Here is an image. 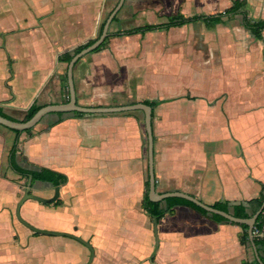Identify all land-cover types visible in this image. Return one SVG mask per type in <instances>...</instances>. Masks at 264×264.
I'll return each mask as SVG.
<instances>
[{
    "label": "crops",
    "instance_id": "obj_1",
    "mask_svg": "<svg viewBox=\"0 0 264 264\" xmlns=\"http://www.w3.org/2000/svg\"><path fill=\"white\" fill-rule=\"evenodd\" d=\"M119 1L9 0L23 12L21 21L34 19L30 28L55 38L46 46H0V110L22 119L34 103L67 102L68 65L59 57L95 38ZM232 3L124 0L107 44L78 61L74 81L81 105L154 102L156 190L229 203L233 213V205L257 197L264 184V31L256 39L239 13L211 26L200 19L123 32L166 24L179 13L215 15ZM247 5L250 17L264 18V0ZM140 17L145 21L138 25ZM19 78L21 92L13 86ZM146 138L142 110L52 112L21 133L0 124V264H252L254 249L241 242L238 223L218 222L183 204L160 219L147 211ZM43 168L66 175V182L35 179ZM30 178V193L51 198L59 188V196L52 203L26 200L20 213L27 222L67 229L92 249L71 236L42 238L49 234L17 218ZM160 202L165 208L166 199Z\"/></svg>",
    "mask_w": 264,
    "mask_h": 264
},
{
    "label": "water",
    "instance_id": "obj_2",
    "mask_svg": "<svg viewBox=\"0 0 264 264\" xmlns=\"http://www.w3.org/2000/svg\"><path fill=\"white\" fill-rule=\"evenodd\" d=\"M124 3V0H120L115 9L110 13L108 16L103 30L101 34L98 36V38L90 45L82 49L80 52L76 53L73 55L72 59L68 63L67 66V81H68V89H69V101L64 102V103H59V104H50V105H45L41 107L30 119L26 121H19V120H11L7 117H4L0 115V124L14 129V130H19V131H25L28 129L33 128L40 120L49 113L52 112H62V113H75V112H80L84 114H93V113H117V112H126V111H133V110H142L145 114V130L147 134V142H148V162H149V199L151 201H163L169 197H180L186 200H189L196 205L204 208L208 212L212 214H219L223 217H225L227 220L235 223H241V224H246L248 225V231L250 235V240L252 243V247L254 249L256 258L259 262V264H264L257 252V248L254 244V234H253V227L255 225V222L260 215V213L264 209V200L263 203L260 207V209L251 215L249 218H239L234 216L232 212H226L223 210H220L212 205H209L199 198L182 192V191H174V192H165V193H159L156 190V176H155V169H154V135H153V126H152V107L148 104L139 102V103H134V104H127V105H116V106H85L81 105L77 102V94H76V87H75V81H74V67L76 62L85 56L86 54L92 52L96 48H98L104 40L109 36V26L111 22L113 21L114 17L116 16L117 12L120 10ZM31 189V178L30 181L28 182L27 187L25 188L24 195L22 198L19 200L17 208H16V216L17 218L25 225H27L29 228L32 230L42 233V234H49V235H62V236H71L74 237L83 243H85L89 248L92 249L91 245L89 242H86L82 238L60 232V231H50V230H41L33 226L32 224L28 223L26 220H24L21 216L20 209L22 204L28 200V199H35L38 201H41L43 203H52L54 202L58 196H59V188H56V193L53 197L51 198H44L40 197L36 194L30 193ZM157 222V218H155V223ZM261 236H264V234H261ZM93 258V255L91 259ZM91 262V261H90ZM90 262L88 264H90Z\"/></svg>",
    "mask_w": 264,
    "mask_h": 264
},
{
    "label": "trees",
    "instance_id": "obj_3",
    "mask_svg": "<svg viewBox=\"0 0 264 264\" xmlns=\"http://www.w3.org/2000/svg\"><path fill=\"white\" fill-rule=\"evenodd\" d=\"M239 13L242 14L243 24L250 31V33L256 39H262L263 38V31H264V18L254 19V18L249 16L248 9H247V0H233V3L229 8H227L223 12H220V13L215 14V15L206 16V17H202V18H200V16H196V17H192V18H185L181 13H179V14L172 16L170 18L169 22H167L166 24H146L144 26H141L138 28H133L130 30H125L123 32L126 34H132V33H138V32L145 33V32L152 31L154 29L162 28V27L168 28L171 26H181L185 23H188L191 21H197L200 19H203L208 26H211V25H216L217 23H220L225 15H233V14H239ZM115 18H114V20H115ZM104 24H105V21L101 24V26L99 28L98 36L102 32ZM98 36L95 38L89 39L85 43H82V44H79L78 46H76L73 50V54H71L70 52H65L64 54H62L59 57L60 61L66 62L68 65V63L70 62V60L72 59L74 54L80 52L82 49H84L88 45L92 44L98 38ZM107 40H108V37L104 40V42L98 48H96L92 52H96V51L101 50L107 44ZM80 59L78 61H80ZM78 61L76 62V64L78 63ZM65 80H66V83L68 84L67 69H66V73H65ZM67 101H69V98L67 99ZM145 104H148L151 107H153L155 105L154 102H149V101H146ZM41 107H43V106L36 105L35 103L32 104L22 119H16L14 117H11V116L5 114L2 110H0V115L7 117L11 120L26 121V120L30 119ZM75 114L84 115V113H80V112H75ZM30 130H32V128L25 130V131H30ZM14 131H16L17 133L23 132V131H19V130H14ZM34 178L50 182L55 186H59V185L65 183L67 180L66 175H64L60 172H56V171H53L50 169H46V168H43L41 171V174L34 176ZM147 188H149V182L148 181H147ZM263 200H264V184L262 183L260 194L257 197L252 198L245 203H239V204L233 205L234 216L239 217V218L251 217L252 214L256 213L260 209V207L263 203ZM144 201H145V207H146L147 211L152 216H155L158 219H160L166 213L172 212L175 205L183 204V205H187V206H190V207L196 209L197 211H199L200 213H202L206 216H211L214 220H216L218 222H230L225 217H223L219 214H212V213L208 212L207 210H205L204 208L196 205L195 203H193L189 200L180 198V197H169V198H167L166 199L167 205L165 208H162V207H160V203H161L160 201L155 202V201H151L149 199L148 190H147V192L145 194V200ZM55 203H59V201L57 200ZM212 206H214L220 210L226 211V212H229V210H230L229 203H223L221 201L216 202ZM230 223L235 224V222H230ZM238 225H240L243 228V232L240 236L241 242L243 244H245L246 246H248L249 248H251L252 243L250 240L248 225L241 224V223H238ZM255 226H256V228L259 229V233L254 234V236H255L254 237V244L257 248V252H258L262 262L264 263V237L260 235L261 232H264V209L260 213V215L258 216V218L255 222ZM252 264H259L257 258L252 262Z\"/></svg>",
    "mask_w": 264,
    "mask_h": 264
},
{
    "label": "rangeland",
    "instance_id": "obj_4",
    "mask_svg": "<svg viewBox=\"0 0 264 264\" xmlns=\"http://www.w3.org/2000/svg\"><path fill=\"white\" fill-rule=\"evenodd\" d=\"M12 1L14 2L17 1L19 3V0H12ZM15 6L19 7V5L16 3L9 5V0H0V46H46L47 40H49L51 37L52 39L55 38V34H53L52 31H50V33L48 32L47 34L45 29L41 31L37 28L35 29L30 28L36 25V20L29 19V20L21 21L20 17H22L23 12L16 13L14 8ZM250 6L251 5H247L249 12L250 10H252ZM144 21H145V17H140L137 23L138 25H140ZM10 30H16V32H10L8 34L7 31ZM98 33L95 35V37L98 36ZM11 69L12 71L15 70V72H17L18 68L15 66L14 68L12 67ZM10 74H12V72ZM20 78L18 80L16 79L15 81H13V86L18 92H21L19 91V87L21 85ZM146 145H147V138H146ZM38 196L43 197L41 195ZM21 216L24 220H26L23 214H21ZM35 227L37 228L38 226ZM38 229L41 230L49 229L50 231L72 233L64 228H60L61 230H59L51 227L48 228L39 227ZM41 236H43L42 238H47L48 240H54V238L56 239L58 237L53 235H41ZM58 238L69 239V237H58ZM73 251L74 253L76 252L75 250ZM65 252L69 253V251H65Z\"/></svg>",
    "mask_w": 264,
    "mask_h": 264
},
{
    "label": "built area",
    "instance_id": "obj_5",
    "mask_svg": "<svg viewBox=\"0 0 264 264\" xmlns=\"http://www.w3.org/2000/svg\"><path fill=\"white\" fill-rule=\"evenodd\" d=\"M257 233H259V229L256 228V226L254 225V227H253V234H257ZM261 234H264V232H261L260 235H261ZM263 237H264V236H263Z\"/></svg>",
    "mask_w": 264,
    "mask_h": 264
}]
</instances>
